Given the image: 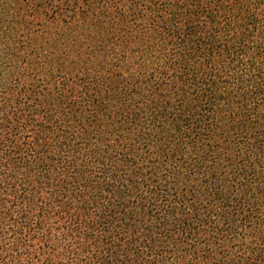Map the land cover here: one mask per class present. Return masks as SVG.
Here are the masks:
<instances>
[{
	"label": "trees",
	"instance_id": "16d2710c",
	"mask_svg": "<svg viewBox=\"0 0 264 264\" xmlns=\"http://www.w3.org/2000/svg\"><path fill=\"white\" fill-rule=\"evenodd\" d=\"M0 264H264V0H0Z\"/></svg>",
	"mask_w": 264,
	"mask_h": 264
}]
</instances>
